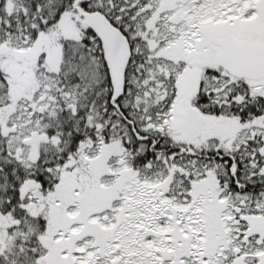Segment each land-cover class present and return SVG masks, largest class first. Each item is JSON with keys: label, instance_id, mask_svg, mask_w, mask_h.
<instances>
[{"label": "snow or ice", "instance_id": "obj_1", "mask_svg": "<svg viewBox=\"0 0 264 264\" xmlns=\"http://www.w3.org/2000/svg\"><path fill=\"white\" fill-rule=\"evenodd\" d=\"M0 264H264V0H0Z\"/></svg>", "mask_w": 264, "mask_h": 264}]
</instances>
